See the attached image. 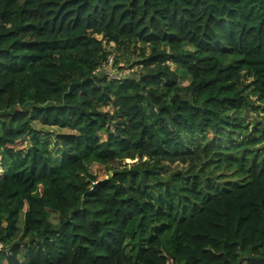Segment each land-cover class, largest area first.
I'll list each match as a JSON object with an SVG mask.
<instances>
[{
	"label": "trees",
	"instance_id": "trees-1",
	"mask_svg": "<svg viewBox=\"0 0 264 264\" xmlns=\"http://www.w3.org/2000/svg\"><path fill=\"white\" fill-rule=\"evenodd\" d=\"M103 42L151 53L112 78ZM243 71L264 105V0H0V264H264V158L218 142Z\"/></svg>",
	"mask_w": 264,
	"mask_h": 264
},
{
	"label": "rangeland",
	"instance_id": "rangeland-1",
	"mask_svg": "<svg viewBox=\"0 0 264 264\" xmlns=\"http://www.w3.org/2000/svg\"><path fill=\"white\" fill-rule=\"evenodd\" d=\"M98 39H101L98 37ZM105 51L109 53L113 58H116V65L114 66V70L116 75H128L131 72L135 71L137 67H133L130 65L132 62H136L137 59H139V50L144 49V53L148 56L151 53V49L149 46H144L142 44L137 43L135 48L136 51L133 53V55L129 57L126 53L121 51H116L113 44H108L106 42H103ZM133 47V46H132ZM186 49V48H184ZM167 64L172 68V62L171 60L167 61ZM133 67V68H132ZM241 77V88L243 90V95L246 96V108L247 111H243L242 108H238L237 111L230 110L228 111V115L232 117L234 120L233 122L237 120V122L241 123L242 129L244 128L245 134L254 133V136L247 137L244 142L239 143L240 137L237 136V134L234 135V138H229L226 136L223 140L218 139V142L223 145H230V146H236L238 144V147L235 149L234 153L238 156L242 155V153L248 149L247 156L255 155L257 157L264 158V105L262 103H259L256 100V97H254L251 93V85L253 78L250 74H248L246 71L242 72ZM179 85L181 87H186L188 85V81L186 79H180ZM104 109V108H102ZM105 112L108 113L109 116L112 114V107H108L104 109ZM115 119V118H114ZM33 128L37 131L44 130V133H48V137L53 140L56 135L59 134H69L73 133L70 130L67 129H59L57 127H43L42 125L38 123L33 124ZM256 137V138H254ZM100 141H105L106 136L103 133L99 134ZM254 140V141H252ZM251 141V142H250ZM197 145V143L194 144V147ZM229 146V147H230ZM225 150V149H224ZM206 158L199 154L198 158L193 161L192 164H190V161L187 160L185 163H174V164H165V166L158 170V175L165 179L170 175L171 173H175L177 170H187L188 168H192L188 170L190 173H195L199 171L204 163V160ZM259 159V158H258ZM138 159L130 160L125 159L121 163H113L111 166H108L109 171L107 172L106 176H111L114 170H120L123 169H131L132 166H134L135 163H138ZM221 168L219 170L213 169L211 167L209 170H202L200 175L203 179L209 178V177H215L217 178L213 181L214 184H221L226 182H235L238 181V177L234 173H232L230 170H227L224 168L223 164L220 166ZM99 172V171H98ZM97 173V172H96ZM5 175V172L2 171L0 167V178ZM101 178V177H100ZM131 237L128 235L125 241V252L131 257L133 261H135L137 257V247L133 244L134 241L130 240ZM144 244V243H143ZM138 244V249H139ZM19 260L21 264L25 263V260L20 256Z\"/></svg>",
	"mask_w": 264,
	"mask_h": 264
},
{
	"label": "built area",
	"instance_id": "built-area-1",
	"mask_svg": "<svg viewBox=\"0 0 264 264\" xmlns=\"http://www.w3.org/2000/svg\"><path fill=\"white\" fill-rule=\"evenodd\" d=\"M109 66H113V58L111 56V58H109V63H108ZM115 71V70H114ZM114 71H110V70H106V72H108V75H110V77L112 78H118L120 75H116L114 73ZM116 72V71H115ZM124 76V75H123ZM3 249V245L0 243V251Z\"/></svg>",
	"mask_w": 264,
	"mask_h": 264
}]
</instances>
